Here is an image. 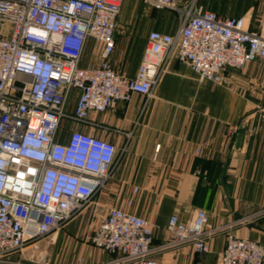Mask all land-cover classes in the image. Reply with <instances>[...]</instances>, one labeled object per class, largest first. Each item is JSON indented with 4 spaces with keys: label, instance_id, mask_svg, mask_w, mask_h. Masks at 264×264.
Listing matches in <instances>:
<instances>
[{
    "label": "built area",
    "instance_id": "1",
    "mask_svg": "<svg viewBox=\"0 0 264 264\" xmlns=\"http://www.w3.org/2000/svg\"><path fill=\"white\" fill-rule=\"evenodd\" d=\"M138 1L175 12L178 26L148 33L128 77L111 61L123 0H0V264L80 214L110 181L116 146L76 126L102 128L92 115L134 94L151 98L171 58L215 86L227 85L230 70L264 64V18L254 30L249 17L220 15L201 0ZM88 48L98 59L83 68ZM166 232L153 246L146 219L111 207L98 214L90 242L113 256L104 264H157L156 254L184 245L208 253L225 232L220 264H264L260 243L212 226L201 209L186 223L170 216Z\"/></svg>",
    "mask_w": 264,
    "mask_h": 264
},
{
    "label": "crops",
    "instance_id": "2",
    "mask_svg": "<svg viewBox=\"0 0 264 264\" xmlns=\"http://www.w3.org/2000/svg\"><path fill=\"white\" fill-rule=\"evenodd\" d=\"M149 32L137 48L138 66ZM128 38L116 34L111 61L119 72ZM90 62L82 58L81 67L93 66ZM226 75V86L201 83L186 65L171 58L151 98L134 94L129 102L92 115L102 128L76 126L118 150L112 177L97 206L146 219L152 225L153 246L167 241L170 216L186 223L201 209L212 226L225 227L264 248V64L252 62ZM77 94L71 91L69 107ZM242 126V143L234 149L236 130ZM81 213L11 254L10 264H104L111 260L112 255L90 242L96 220H85L86 213ZM224 245L225 232L210 240L208 253L184 245L156 254L154 259L157 264H220Z\"/></svg>",
    "mask_w": 264,
    "mask_h": 264
},
{
    "label": "rangeland",
    "instance_id": "3",
    "mask_svg": "<svg viewBox=\"0 0 264 264\" xmlns=\"http://www.w3.org/2000/svg\"><path fill=\"white\" fill-rule=\"evenodd\" d=\"M200 3L205 9L223 16L249 17L250 27L254 30L257 29L264 18V0H201ZM177 26L178 16L173 11L152 10L138 0H123L117 18V33L118 35H126L129 38L128 52L121 64V73L130 76L138 67L139 56L137 48L145 33L154 30L171 33ZM129 27L131 29H128ZM96 58L97 55L95 52L93 53V49L88 48L83 60H89L92 65H95L97 63ZM96 202H98V198L81 213V215L86 213L85 220H98V214L106 211L100 206H95L94 203Z\"/></svg>",
    "mask_w": 264,
    "mask_h": 264
},
{
    "label": "water",
    "instance_id": "4",
    "mask_svg": "<svg viewBox=\"0 0 264 264\" xmlns=\"http://www.w3.org/2000/svg\"><path fill=\"white\" fill-rule=\"evenodd\" d=\"M244 134H245V127L244 126L238 127L236 130V138L233 142V148L234 149H238L240 147L242 140H243V137H244ZM223 181H224V178H223Z\"/></svg>",
    "mask_w": 264,
    "mask_h": 264
}]
</instances>
